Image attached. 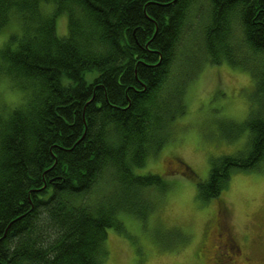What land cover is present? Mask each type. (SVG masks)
I'll return each mask as SVG.
<instances>
[{"label":"trees","instance_id":"16d2710c","mask_svg":"<svg viewBox=\"0 0 264 264\" xmlns=\"http://www.w3.org/2000/svg\"><path fill=\"white\" fill-rule=\"evenodd\" d=\"M15 18L0 76L28 102L0 110V264H104L119 216L155 213L146 192L168 183L135 170L186 115L202 61L241 67L254 87L247 146L212 160L199 200L264 167V0H0V31Z\"/></svg>","mask_w":264,"mask_h":264},{"label":"rangeland","instance_id":"374dc122","mask_svg":"<svg viewBox=\"0 0 264 264\" xmlns=\"http://www.w3.org/2000/svg\"><path fill=\"white\" fill-rule=\"evenodd\" d=\"M44 9L52 14L54 6L43 5ZM67 26L66 15L57 17L59 37L67 36ZM20 30L22 24L15 18L0 31V51ZM199 66L197 78L187 87L186 115L171 124L169 140L159 153L135 170L140 176H161L168 189L146 192L157 208L145 223L133 216H119L125 231L108 230L109 255L104 264H202L198 254L208 245L204 233L217 214L240 245L239 259L264 264V167L233 174L228 188L209 204L199 200L197 190L207 180L213 159L246 148L245 122L254 83L250 72L238 66L204 61ZM27 102L28 93L1 75L0 110L10 112ZM221 208L226 213H220Z\"/></svg>","mask_w":264,"mask_h":264},{"label":"flooded vegetation","instance_id":"af4514ba","mask_svg":"<svg viewBox=\"0 0 264 264\" xmlns=\"http://www.w3.org/2000/svg\"><path fill=\"white\" fill-rule=\"evenodd\" d=\"M221 211L226 213L224 208L220 209V213ZM204 238L208 245H205L203 252L198 254L202 264H250V259L247 257L239 259L242 258L240 245L230 236L229 230H226L220 214H217L214 222L206 228Z\"/></svg>","mask_w":264,"mask_h":264}]
</instances>
